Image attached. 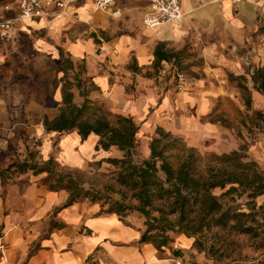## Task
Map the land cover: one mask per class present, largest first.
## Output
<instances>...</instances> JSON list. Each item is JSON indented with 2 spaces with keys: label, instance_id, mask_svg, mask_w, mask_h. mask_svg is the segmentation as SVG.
Wrapping results in <instances>:
<instances>
[{
  "label": "crops",
  "instance_id": "obj_1",
  "mask_svg": "<svg viewBox=\"0 0 264 264\" xmlns=\"http://www.w3.org/2000/svg\"><path fill=\"white\" fill-rule=\"evenodd\" d=\"M134 1L143 5L133 7ZM259 1L181 0V21L145 30L141 25L144 12L138 11L144 8L142 0L121 1L114 16L123 17L111 23L100 18L113 14L94 10L89 0L68 8L77 12L78 19L65 13L24 20L10 41L30 38V53L20 52L16 59L10 53L0 54V170L16 159L23 142L33 138L40 139L44 159L51 154V139L56 136L60 156L66 161L79 162L98 150L94 134L81 141L76 131L61 135L43 124L45 118L57 115L61 105L59 65L63 54L73 67L77 61L83 63L89 88L82 85L81 89L90 98L113 112L131 116L146 130L160 125L182 134L196 131L213 136L220 132L218 124L201 122V117L212 112L224 69L236 68V51H230L234 58L226 57L222 40L227 39L234 48L243 45L262 15ZM76 22L82 27L77 28ZM42 31L46 34L39 35ZM189 33L205 39L197 54L202 57L199 62L207 74L205 81H193L195 91L162 90L158 74L170 63L161 61L155 74V47L159 44L167 53L177 51ZM213 33L219 37L215 43L209 41ZM80 91L71 87L72 101L77 104ZM73 145L80 147L75 151ZM67 199L66 190L49 189L36 176L22 187L0 178V228L4 232L0 264H81L86 260L94 264H214L193 248L192 238L181 233L173 235L171 248L157 249L150 242H141L145 225L138 213L121 218L114 212H102L98 203L67 204ZM173 248L180 254L174 255Z\"/></svg>",
  "mask_w": 264,
  "mask_h": 264
},
{
  "label": "trees",
  "instance_id": "obj_2",
  "mask_svg": "<svg viewBox=\"0 0 264 264\" xmlns=\"http://www.w3.org/2000/svg\"><path fill=\"white\" fill-rule=\"evenodd\" d=\"M154 55L155 66L163 60L175 66L178 60L175 53L163 51L159 44ZM63 56L59 67L61 105L57 115L51 120L45 118L43 124L47 130L76 131L81 141L94 134L98 138L95 149L113 148L119 152L117 157L106 158L116 168L113 181L119 186L116 191L119 197L84 188L73 174L55 170L51 157L43 163L11 162L0 170L3 182L15 173H45L41 179L49 189L68 192L67 204L88 199L98 202L102 212H114L121 218L138 213L145 225L140 241L150 242L157 249L171 248L173 233L192 238L193 248L199 251L210 249L201 236L209 231L218 234L215 228L247 235L256 242V248L264 247V200L256 202L257 197L264 196V171L256 161L247 159L243 146L202 157L179 138L158 130L149 142L148 156L135 161L139 126L129 115L103 111L102 105L84 89L79 93L80 103L73 102L71 87L79 88L81 81L72 62ZM68 71L75 74V83L67 77ZM255 74L251 77L253 88L264 95V69ZM240 86L246 110L264 120L262 111L252 109L248 87ZM105 189L115 190L112 185H106ZM172 253L180 254L174 248Z\"/></svg>",
  "mask_w": 264,
  "mask_h": 264
},
{
  "label": "rangeland",
  "instance_id": "obj_3",
  "mask_svg": "<svg viewBox=\"0 0 264 264\" xmlns=\"http://www.w3.org/2000/svg\"><path fill=\"white\" fill-rule=\"evenodd\" d=\"M136 5L141 6L143 3L134 1L132 6L135 7ZM138 11L144 12V8H138ZM67 13L78 19L77 12L68 10ZM106 14L112 15L111 13ZM60 15L64 16L65 14H59L54 17H60ZM101 15L102 18L100 19H102L104 23L119 21L121 17H123V14L120 18L114 15L110 18L104 14ZM125 16L127 17V15ZM128 16L131 17V15ZM258 18H260V20L255 26L251 27V30L246 34V39L242 46L234 48L227 39L222 40V50L226 57L230 56L231 58L230 51H236V58L232 57L234 58L233 61L236 63V68L231 70L224 69L222 81L218 82L219 92L213 100L212 112L209 115L201 117V122H205L203 120H206L216 123L220 126L221 131L213 136H203L201 132L198 134L196 131H187L182 134L160 125H155L151 130H146L142 128L141 122L134 119L139 126L137 132L138 145L133 156L135 161H141L148 156L149 142L151 138L157 135V131L161 130L163 132H169L172 136L179 138L181 143L185 144L187 147L194 148L202 157L228 153L243 146L244 151L248 155L247 159L256 161L264 171V133L260 130L261 128L262 131L264 130V120L260 117L253 116L251 111L246 110L243 92L240 86L245 85L248 87L251 95L252 109L260 110L264 113V95L253 88V80L251 78L252 75H256L255 71L264 69V15H258ZM76 25L77 28L82 27L79 22H76ZM142 29L145 30L143 25ZM34 31L35 30H30V33L36 34L37 31ZM38 34L45 35L46 33L42 31ZM102 34H104V32H102ZM217 40L219 41L218 34L213 33L209 41L215 43ZM198 41L199 43H197ZM200 41H205V39L203 37L201 38V36L195 38L189 33L184 40V45L173 52L178 58L175 68L184 73L182 88L177 87L178 79L175 76L174 68L169 70L167 67L165 71L158 74L156 71L157 66L155 67V74L162 77L160 80L157 79L162 86V90L171 89L175 92L195 91L196 87L192 82L195 80L205 81V76L207 74L203 73L201 62H199L202 61V57H197L199 46L202 43ZM30 42V38H24L23 40L19 39L8 43H1L0 54L10 53L13 59H16L20 52L27 51L29 54ZM48 61L41 60V62H46L45 64L49 65L50 63ZM75 63L73 71L79 75L78 79L81 81V86L84 85L86 88H89V82L84 79L85 76L82 73L83 63L81 61ZM74 73L68 71L67 74V77L72 83H75V80H73ZM81 86L79 88L82 91L83 89H81ZM98 103L102 105L103 111H112L103 102L98 101ZM58 107L57 109H59ZM243 122H245V124H243ZM60 134L67 135L69 132H61ZM58 139L59 136H56L55 139H51L52 152L49 155V157L53 159L52 165L55 170L62 173L73 174L86 189L105 191L113 198L119 197V194L116 192L119 186L113 181V171L116 168L106 161L107 157L119 156V152L113 148L107 151L98 149L87 153V155H85L86 157L79 162H70L66 161L63 156V158L60 156L61 152L59 151ZM40 144V139L35 138H33L30 143L23 142L14 161L27 160L29 163H43L47 158L44 159L42 157ZM73 146L75 151L80 147L78 145ZM44 175L45 173L34 175L31 171L15 173L12 174L11 179L6 182H15L22 187L29 179L33 178V176H36V181L38 183H43L41 178ZM106 185H112L115 190H106ZM263 200V195L256 198L258 204L262 203ZM82 201L91 202L88 199H83ZM240 201H245V199H240ZM214 231H217L218 234L209 231L202 233L201 236L205 241L206 247H210V249H205L202 252H204L207 258L212 259L214 264H264V247L256 248V242L249 236L217 228H215ZM175 234L177 233H173L172 236Z\"/></svg>",
  "mask_w": 264,
  "mask_h": 264
},
{
  "label": "built area",
  "instance_id": "obj_4",
  "mask_svg": "<svg viewBox=\"0 0 264 264\" xmlns=\"http://www.w3.org/2000/svg\"><path fill=\"white\" fill-rule=\"evenodd\" d=\"M84 0H0V42L12 40L18 33L24 20L41 17L43 15L65 14L71 5ZM92 2L94 10L103 13L118 12L117 6L123 0H89ZM144 13L142 15V25L145 29H151L167 23L169 21H181L183 12L181 10V0H142ZM233 3L242 0H229ZM259 11L264 15V0L259 1ZM172 66V67H171ZM169 70L174 68L175 76L178 79V88L183 87L184 73L176 69L170 63ZM4 232L0 228V248L3 244ZM180 264L179 261L175 262ZM81 264H94L86 260Z\"/></svg>",
  "mask_w": 264,
  "mask_h": 264
},
{
  "label": "bare ground",
  "instance_id": "obj_5",
  "mask_svg": "<svg viewBox=\"0 0 264 264\" xmlns=\"http://www.w3.org/2000/svg\"><path fill=\"white\" fill-rule=\"evenodd\" d=\"M114 14H117V13H114Z\"/></svg>",
  "mask_w": 264,
  "mask_h": 264
}]
</instances>
